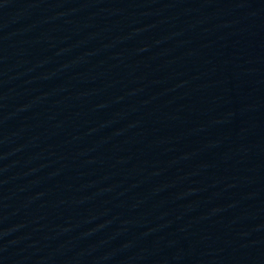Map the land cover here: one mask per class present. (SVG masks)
Listing matches in <instances>:
<instances>
[{"label":"water","instance_id":"obj_1","mask_svg":"<svg viewBox=\"0 0 264 264\" xmlns=\"http://www.w3.org/2000/svg\"><path fill=\"white\" fill-rule=\"evenodd\" d=\"M0 264H264V0H0Z\"/></svg>","mask_w":264,"mask_h":264}]
</instances>
